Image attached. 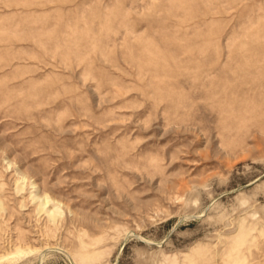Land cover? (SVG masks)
I'll return each mask as SVG.
<instances>
[{
	"label": "rangeland",
	"instance_id": "1",
	"mask_svg": "<svg viewBox=\"0 0 264 264\" xmlns=\"http://www.w3.org/2000/svg\"><path fill=\"white\" fill-rule=\"evenodd\" d=\"M0 264H264V0H0Z\"/></svg>",
	"mask_w": 264,
	"mask_h": 264
}]
</instances>
